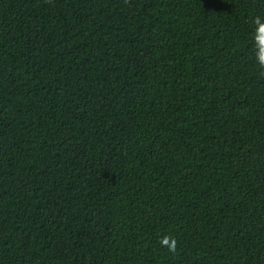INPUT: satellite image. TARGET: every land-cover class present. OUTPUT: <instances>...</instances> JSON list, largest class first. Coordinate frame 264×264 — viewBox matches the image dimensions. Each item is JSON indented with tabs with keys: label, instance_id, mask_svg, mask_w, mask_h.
I'll return each instance as SVG.
<instances>
[{
	"label": "trees",
	"instance_id": "1",
	"mask_svg": "<svg viewBox=\"0 0 264 264\" xmlns=\"http://www.w3.org/2000/svg\"><path fill=\"white\" fill-rule=\"evenodd\" d=\"M256 17L0 0V264H264Z\"/></svg>",
	"mask_w": 264,
	"mask_h": 264
},
{
	"label": "clouds",
	"instance_id": "2",
	"mask_svg": "<svg viewBox=\"0 0 264 264\" xmlns=\"http://www.w3.org/2000/svg\"><path fill=\"white\" fill-rule=\"evenodd\" d=\"M256 25V33H255V44L258 51L256 52V59L258 65L261 68H264V23H261V18L256 17L253 21ZM162 246H165L169 249L170 252L176 251V240L171 236H165L160 241Z\"/></svg>",
	"mask_w": 264,
	"mask_h": 264
}]
</instances>
